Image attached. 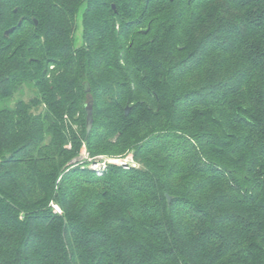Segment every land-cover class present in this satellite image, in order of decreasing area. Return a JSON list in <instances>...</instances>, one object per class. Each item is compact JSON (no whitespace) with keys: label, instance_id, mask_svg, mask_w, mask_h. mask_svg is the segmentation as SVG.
<instances>
[{"label":"trees","instance_id":"trees-1","mask_svg":"<svg viewBox=\"0 0 264 264\" xmlns=\"http://www.w3.org/2000/svg\"><path fill=\"white\" fill-rule=\"evenodd\" d=\"M0 264H264V0H0Z\"/></svg>","mask_w":264,"mask_h":264},{"label":"rangeland","instance_id":"rangeland-1","mask_svg":"<svg viewBox=\"0 0 264 264\" xmlns=\"http://www.w3.org/2000/svg\"><path fill=\"white\" fill-rule=\"evenodd\" d=\"M83 9L84 7H82V9L80 10V12L78 13V30L76 32V37H77V45H81L82 41H83V26H82V13H83ZM35 95V91L32 87L30 86H25L24 89L22 91H19L16 93L15 98L13 99L15 102L18 98H23L26 101H29L31 97H33ZM73 127L75 129L79 128L78 123L73 122ZM68 147H71V144H69ZM89 154L91 157L92 155L89 153V151L87 150L85 144L82 145V149L80 151V153L72 160V162H76L77 160L85 163L86 162V158L85 155ZM105 155L106 157H110V158H118V157H126V154H121V155H109V154H102ZM100 156V155H97ZM58 211H60L59 208H57Z\"/></svg>","mask_w":264,"mask_h":264},{"label":"built area","instance_id":"built-area-1","mask_svg":"<svg viewBox=\"0 0 264 264\" xmlns=\"http://www.w3.org/2000/svg\"><path fill=\"white\" fill-rule=\"evenodd\" d=\"M87 166L101 175L104 171L108 169L110 165L123 166L125 168L135 167L138 164L133 159L131 154H127L126 157H106L105 155H100L96 157H91L89 154L85 155Z\"/></svg>","mask_w":264,"mask_h":264},{"label":"water","instance_id":"water-1","mask_svg":"<svg viewBox=\"0 0 264 264\" xmlns=\"http://www.w3.org/2000/svg\"><path fill=\"white\" fill-rule=\"evenodd\" d=\"M115 8V5H113ZM37 24V21H36ZM14 28H11L9 30L6 31V35H9ZM88 90H90V88L88 87ZM88 114H87V122H86V129H87V136L90 134L92 128H93V122H94V118H93V106H92V102H88L86 105ZM130 107L127 106L126 107V114L129 113ZM168 201H171V196L167 195Z\"/></svg>","mask_w":264,"mask_h":264}]
</instances>
